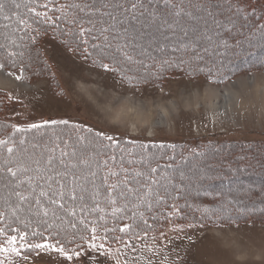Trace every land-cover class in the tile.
Returning a JSON list of instances; mask_svg holds the SVG:
<instances>
[{
    "label": "rangeland",
    "instance_id": "obj_1",
    "mask_svg": "<svg viewBox=\"0 0 264 264\" xmlns=\"http://www.w3.org/2000/svg\"><path fill=\"white\" fill-rule=\"evenodd\" d=\"M21 2L16 0V3ZM189 2H169L164 18L147 16L134 23L135 17L129 13L124 22L117 24L112 17V21L104 20L105 28L110 34L120 36L121 43L127 40L133 57L130 63L137 64L138 57L146 55L147 51L151 55L166 49L177 60L195 64L208 52L212 55L207 66L224 70V75L232 67L237 68V72L226 77L216 75V80L207 73L179 68L161 81L132 82L119 72L101 68L95 59L81 54L75 44L64 42L63 35L41 36L33 47L35 54L30 57L32 53L23 45H16L13 21H5L0 16V63L5 64V68L0 69V101H5L0 108V119L21 125L71 120L112 134L164 142L217 139L239 143L234 148L215 151L213 157L204 156L186 163L175 172L160 174L169 177L171 182L162 179L164 187L154 185L149 199L152 200V195L174 192L182 202L191 204L186 205V209L196 217L193 222L189 220L192 222L189 225H171L163 232L124 241L95 240L76 252L79 255L67 251L71 260L63 253L43 248L30 255L20 249L21 254L17 255L7 243H0L10 248L9 252H0V264H264V223L197 218L216 214L217 208L242 214L264 211V66L245 69L264 59V20L256 13L251 14L247 7L240 8L233 0H226V9L206 7L178 19ZM105 3L108 7H102L101 12L118 14L116 3L111 0ZM18 12L14 9L9 14L13 18ZM154 14L156 17L158 13ZM231 35L234 41L240 37L241 45L249 48L247 55L236 47L234 56L228 54L231 45L228 36ZM194 50L196 57H189ZM16 57L20 61L13 66ZM118 58L120 62L124 60ZM227 59L240 61L229 66ZM8 78L14 83L10 84ZM69 79L74 85L71 89ZM54 133L68 134L71 138L58 139L53 137ZM53 134L51 131L29 137L23 148L25 167L35 163L34 167L39 169L37 161L44 159L40 162L44 172L50 169L46 167L49 158L53 161L55 157L51 167L56 177L71 174L82 177L89 171L81 163L82 159L89 161L92 171L97 160L99 164L111 161L105 156L103 144L92 137L77 136L63 129ZM45 137H50L51 141L43 142ZM245 145L251 147L249 151L241 150ZM129 152L126 159L138 168L140 165L134 160L133 152ZM227 153H232L230 160L225 159ZM141 167L144 169L145 165ZM12 168L17 174L11 179L6 177V170H0V203L10 200L13 209L27 210L29 203L14 194L22 192L27 196L28 193L18 186L24 182L21 170L17 166ZM240 170L248 172L245 179H234L235 172ZM42 180L45 181L44 177ZM231 192H235L234 195H230ZM88 203L97 206L103 202L96 199ZM30 207L35 209L33 202ZM38 211L44 215L45 209L40 206Z\"/></svg>",
    "mask_w": 264,
    "mask_h": 264
},
{
    "label": "trees",
    "instance_id": "obj_2",
    "mask_svg": "<svg viewBox=\"0 0 264 264\" xmlns=\"http://www.w3.org/2000/svg\"><path fill=\"white\" fill-rule=\"evenodd\" d=\"M171 1L179 2L182 0H111V2L116 3L115 5L118 7V14L116 15L113 13L111 16L105 15V19H103V21H112V17H114V22L116 21L117 24H119L120 22H124L129 13L134 15V23H137L140 20L142 21L147 16L153 19L164 18V16L166 17L165 12L170 7L169 2ZM189 1V4H185V8L178 16V19L189 16L188 14L193 15L196 10L204 9L206 7L213 8L214 6H218L221 9H226L228 7V4H225L226 0ZM233 1L238 3L240 8L247 7L249 10H251V14L256 13V16L259 19L264 20V0ZM71 2H73V0H22L20 8L18 9L19 12L14 13V17L11 19L13 21V33H15L16 36V45L18 47L23 45L25 49L28 50V52L32 53L30 57L35 54L33 47L38 43L39 38L45 35H63L62 37L65 40L64 42H69L70 44H75L77 46V43L71 35V33L75 30V26L70 24L69 20L72 19L73 13L78 12V10L62 8L63 5ZM75 2L90 3L91 0H75ZM133 3H135L137 6L135 9L132 8ZM44 5H47V7H44ZM29 8H34L35 12L29 11ZM119 10H123V13H121ZM150 10L153 11L152 14ZM36 12L42 14L46 13L48 19H45L44 15L37 16ZM154 12L158 13L156 17H154ZM83 14L84 13H79V15ZM65 16H67V19H65ZM224 25H226V23H224ZM99 27L100 24L98 23L97 28ZM103 27H105V24H103ZM106 35L109 36L110 40L113 36H118L116 33L110 34L109 32L106 33ZM231 36H228L231 44L228 54L231 55V57L234 56L235 52L233 50L236 47L241 49V51L244 52L243 54L247 55L249 48L241 45L240 37L239 40L234 41L233 36ZM100 41L101 39L89 41V44L83 45V47L88 49V53H91V56H89L87 53H85V56L87 55L90 58L95 59L99 64L100 62L108 64L109 68H116L117 70L114 72L123 74V76L132 82L161 81L167 75H170L172 71L179 70V68L193 72L198 71L204 74L207 73L216 77V80L218 78L216 75H220V77H226L231 75V72L233 74L238 71L237 68L232 67L229 71L225 72L224 75V70L219 69L218 67L216 68L207 66V60L210 55H212L208 52L202 56L200 55L201 57H204V59L202 61H197L194 64V62H187L180 59L177 60L172 53H167L166 49L154 51L151 53V55H149L147 51L146 55L138 57V60L135 61L137 64L130 63L122 59L120 63H114L110 56L101 57L98 55L97 51L91 47L92 43H102ZM124 44H127V40ZM127 51L130 52L129 47H127ZM188 56L193 58L196 57L195 50L193 54ZM23 57L24 56H21V59L16 57V60H13L11 65L18 64L20 60H23ZM239 61V59L235 61L227 59L225 62H227L229 66H232ZM261 65L264 66V59L249 65V67H245V69H254ZM36 69L37 68H35V70ZM139 70H142V72ZM143 70L148 71L144 72ZM3 104H5V101H0V108ZM55 121L59 122V120ZM63 121H68V124L65 125L62 123H52L53 121H45L41 123H35V125H38L39 127L33 128L31 127L33 124L21 125L15 124L11 120L5 118L0 119V140L8 142L6 145H0V170H6V173L8 174L6 177L11 179L13 176L11 173L7 172V168L17 166V168L21 170L20 172L22 178L24 179V182H21L18 186L23 189V191L28 192V200L32 201L33 196L38 197L41 200L42 208H48L49 210L47 215H40V212L38 211L40 206H37L34 201L32 202L34 203L35 209L29 206L27 210L24 208L20 209L19 211L13 209L12 201L10 200L5 201V204L0 203V229L5 230L4 232H0V243H7V237L16 235L17 229L21 234H27L25 236L26 241H30L34 244L45 242L52 243L54 242L52 239L53 236L58 233L55 238L61 242L63 247L68 252L74 254L79 252V250L85 249L90 242L95 240L109 243L124 241L130 238L133 239L135 236L145 234V232H147V234H155L158 232H163L171 225H189L194 221L193 218L196 217L195 214L189 213V211L186 209L188 206H191V204L182 202L180 198L176 197V194L172 191L169 193H163L162 195H152V200H150L152 203L151 208L147 207V205L134 206L133 202L126 203L121 198H116V202L112 203L106 198L103 189L101 190L100 195L96 197L97 201H102L103 203L101 205L97 204V206H91L88 202H91L92 200H86L85 203H87L88 207L83 211H81L80 204L75 205L74 202L67 197L65 198V207L63 209L58 208L56 205H49L47 203V197H40V195H38V191L41 189V187L45 191H48L50 183L51 188L54 190L57 187V181H61L65 185H68L72 180L73 174L60 178L56 177L52 171L53 168L51 165L50 171L45 169V171L42 172L40 168V162H44V159L40 162L37 161V163H39V166L37 165L39 169L34 167L36 165L35 163L30 167H25L26 165L24 160L26 157L25 153H23V148L25 147L24 143H26V141L29 140V137L33 135H40L42 133H48L51 131L53 134V131L63 129L70 130L77 136L81 135L82 137H92L99 144H103L105 156L109 157L111 161H108L107 165L105 166L104 163L99 164L100 161L97 160V165L94 166L95 171H97V177L95 180L97 185L101 184L102 177L108 173L109 169H111L113 172L120 173L121 165L129 170L135 168L134 163H129L130 160L126 159V156L130 154L129 151L133 152L132 154L134 160L136 159V163L140 165L136 169H143V167H141L142 163H138V161H140L141 158H145L150 160L152 167H157L159 165V167H157V173L162 175L175 172L184 164L192 162L193 160H198L201 157H213L216 153L215 151L239 146V143H225L217 139L199 140L198 142H164L161 140H150L146 138H131L125 135L108 133L93 126L81 124L77 121ZM89 129H91V131H89ZM4 131L6 132L1 134ZM101 132L105 135L113 136L114 140L108 141L103 139V136H98L97 134ZM62 133H54L53 137L62 140H68L71 138L70 135H64ZM45 141L49 142L51 141V138L45 137L43 142ZM61 146L62 145L60 144V147ZM8 147L13 149L11 153L7 151ZM250 148L251 147L245 145V148L241 150L249 151ZM112 157H115V159H112ZM232 157V153H227L225 159L228 158L230 160ZM253 158L255 157L253 156ZM53 159L54 160L52 163H55V157ZM12 169L14 170V168ZM43 173H46V175ZM247 173L248 172L245 170L236 171L234 179L237 178L243 180L245 179L244 176H246ZM48 176H54L52 181L49 183H45V181L43 182L42 178H47ZM54 178H57V180ZM115 179L116 177H110L109 182H113ZM29 183L36 187V191L31 195H29ZM104 187H107V185H104ZM234 193L235 192H231L230 195H234ZM109 195L114 196L115 194L109 193ZM262 203L264 204V201ZM173 205L176 207L174 208ZM32 209L35 211V213L32 211ZM53 212H55V215H53ZM73 212H75V215H73ZM214 212L216 214L203 216L200 215L197 218L199 220L207 219L216 222L227 221L232 223H240L248 220L250 222L258 221L264 223V211L262 209L260 212L253 213L251 211L250 213L248 212L245 214L240 212L229 213L222 208H217ZM144 220H147L148 225H151L150 230L146 225H144ZM189 220L192 222L189 223ZM93 228H95V232L92 231ZM121 229H124V231H121ZM33 232L42 233L43 239H41L40 235L33 236ZM93 236H95V239H93ZM17 247L22 249V252L26 255L35 254L41 250L38 249L33 251L27 249L19 242Z\"/></svg>",
    "mask_w": 264,
    "mask_h": 264
},
{
    "label": "snow or ice",
    "instance_id": "obj_3",
    "mask_svg": "<svg viewBox=\"0 0 264 264\" xmlns=\"http://www.w3.org/2000/svg\"><path fill=\"white\" fill-rule=\"evenodd\" d=\"M44 7H47V5H44ZM102 7H108V4L105 3V0H91L90 3H76L75 0H73V2L67 3L62 6V8L78 10V12L73 13L72 19L69 20V23L75 26V30L71 33V35L77 43L78 50L81 52V54L87 53L89 56H91V53H88V49L83 47V45L89 44V41H96L103 38L102 43L91 44V47L97 51L98 55H100L101 57L110 56L114 63H120V59L118 57H123L124 61L132 62L133 57L127 51L128 46L124 43L119 42L121 39L120 36H113L110 40L109 36L106 35V33L109 32V29L103 27V17L105 15L111 16V13L101 12ZM136 7V4L133 3L132 8L135 9ZM19 8L20 4L16 3V0H0V16H2L5 21L11 20L12 16L9 13L12 12L14 9ZM29 11L35 12V9L29 8ZM79 13L84 14L79 15ZM36 15H44L45 19H48L46 13L42 14L36 12ZM65 19H67V16H65ZM98 23L100 24L99 28H97ZM5 27H7V25H5ZM262 28H264V26H262ZM107 49L113 50L111 52H107ZM12 55L16 54L12 53ZM13 66L15 65L13 64ZM100 67L109 71L117 70L116 68H109L108 64L102 62H100ZM3 68H5V64L0 63V69ZM9 75H11V73H9ZM16 78L20 79L19 76H17ZM67 83L70 89L74 86L71 79H69ZM143 107L145 110H147V105H144ZM52 123H62L66 125L68 124V121H53ZM31 127L35 128L39 126L33 124L31 125ZM89 131H91V129H89ZM97 135L103 136V139L108 141L114 140L113 136L105 135L102 132L98 133ZM7 143V141L0 140V145H6ZM7 151L11 153L13 149L11 147H8ZM62 155H64V153H62ZM112 159H115V157H112ZM51 163L52 159L49 158L46 167L50 166ZM60 163L61 165H64L63 160H61ZM81 163L85 167L89 168L87 175L81 177L73 174L72 180L68 185H65L61 181H57V187L54 190L51 188V184L49 183L50 181H52L53 177L48 176L44 179L45 183H49V190L45 191L41 187L40 197H47V203L49 205H56L60 209H63L65 207V198L67 197L74 203L79 201L81 211H83L85 208L88 207L85 201H95L96 197L100 195L101 190L103 189L106 198L109 199L112 203L116 202V198H121L126 203H131L134 201V206H138L140 203H143L147 205V207L151 208L152 203L149 199V194L153 192V186L158 185L159 187H164V185L161 183L162 179L168 180L169 183L171 182L169 177H161L157 173V167H159V165L157 167H152L149 159L141 158L138 163L144 164V169L133 168L129 170L127 168H124L123 165H121L120 173L113 172L111 169H109L108 173H106L102 177L101 184L97 185L95 182L97 173L90 169L89 161L87 159H82ZM107 163V161H104L105 166L107 165ZM129 163H131V161ZM65 167L67 166L65 165ZM7 172L11 173L13 177L16 176V172L12 168H7ZM57 175H66V173H57ZM110 177H116V179L113 182H109ZM78 180L82 182L77 183ZM104 185H107V187H104ZM142 189H145L146 191H142ZM29 190V195H31L36 191V187L32 186V184L29 183ZM165 191H167L166 188ZM109 193H114L115 195L112 196L109 195ZM14 194L18 197L19 200L28 202L29 206H31L32 201H34L37 206H41V200L38 197L33 196L32 201H30L28 200V197L25 196L22 192H15ZM173 207L175 208L176 206L173 205ZM44 214H48L47 209H45ZM53 215H55V212H53ZM73 215H75V212H73ZM143 223L147 226L149 230L151 229V225H148L147 220H144ZM4 231V229H0V232ZM92 231L95 232V228H93ZM121 231H124V229H121ZM16 233V235H11L7 237V244L10 246L11 251L15 252L17 255L21 254L20 248L17 247V244L19 242L23 244L24 247H26L27 249L33 251L41 248L45 250L51 249L63 253L65 256H67V259L69 260L72 259V256L68 255L67 250L63 247L61 242L55 238L58 233L53 236L52 239L54 242L52 243L45 242L35 244L25 240V236L27 235L26 233L21 234L18 229L16 230ZM32 235H40L41 239H43L42 233L33 232ZM145 235H147V232H145ZM93 239H95V236H93ZM93 247H95V245H93ZM100 247H103V245H101ZM10 248L0 245V252H9ZM76 255H79V253H76Z\"/></svg>",
    "mask_w": 264,
    "mask_h": 264
},
{
    "label": "bare ground",
    "instance_id": "obj_4",
    "mask_svg": "<svg viewBox=\"0 0 264 264\" xmlns=\"http://www.w3.org/2000/svg\"><path fill=\"white\" fill-rule=\"evenodd\" d=\"M7 80H8L9 82H11L10 84H12V82H13V81H12V80H10V78H8ZM13 83H14V82H13Z\"/></svg>",
    "mask_w": 264,
    "mask_h": 264
}]
</instances>
